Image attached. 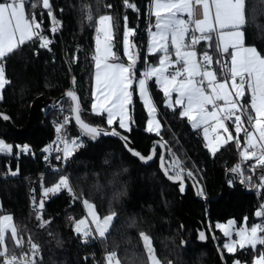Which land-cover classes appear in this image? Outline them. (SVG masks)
<instances>
[{
  "label": "trees",
  "instance_id": "trees-1",
  "mask_svg": "<svg viewBox=\"0 0 264 264\" xmlns=\"http://www.w3.org/2000/svg\"><path fill=\"white\" fill-rule=\"evenodd\" d=\"M127 2L133 4L135 10L127 7L125 0H51L52 10L62 23L60 33H56L51 29L53 16L48 15L43 0H29L35 7L26 5V16L36 17L40 34L51 42L47 47H40V41L34 39L0 61L9 81L0 100V112L8 114L14 125L22 128L28 121L35 98L47 95L56 99L73 90L80 103V114L87 123L126 134L141 155L150 153L155 140L165 143L167 161L176 157L184 169L182 174L191 172L198 179L207 201L199 200L191 187L183 198L179 188L161 173L159 155L153 164L143 166L118 140L82 136L72 117L68 135L82 139L83 146L76 148L65 160L63 169L56 161L46 163L41 149L57 136L54 122L59 120L61 113L55 110L45 114L44 109H39L33 126L25 134L10 131L0 119V139L13 147L11 153H0V214L12 216L25 246H30L29 238L39 246L41 259L37 264H106V256L112 252L117 254L120 264H145L147 253L139 235L141 232L151 238L161 264H214L216 255L219 264H234L235 261L254 264V257L264 251V245L258 244L256 251L244 247L227 252L224 248L226 238L217 229L218 223L229 220H234L238 227L244 222L254 225L264 220L255 215L264 205V187L258 186L255 192H249L231 174L239 164L245 181L254 178L250 166L256 161H244L240 156L245 134L240 136L239 149L235 140L229 141L213 155L201 131L193 129L188 119L179 115L180 109L165 106L164 93L154 80H149V89L162 125L159 135L146 131L148 115L137 92H133L130 105V131H123L118 124L109 126L104 114L97 115L91 110L95 29L100 16L112 17V41L119 62H126L123 37L128 28L134 31L131 39L139 53L136 73L140 74L145 66V57L148 64L158 62V54H147V29L153 20L151 0ZM89 15L92 20L88 19ZM244 32L246 46L264 45V0H248ZM204 51L213 56L212 64L219 73L220 65L215 63L219 54L214 47H208L207 41H201L197 52ZM64 104L71 116V101L67 99ZM25 145L28 150L22 152ZM255 169L262 170L257 174L260 182L264 166ZM170 173L174 175L173 171ZM61 176L69 178L79 199H74L64 188L45 195V190L53 187ZM254 186L255 181L252 188ZM85 199L94 204L100 216L116 213L105 238L90 236L87 243L75 231V223L85 216ZM183 213L203 223L208 244L198 242L196 228ZM38 215L42 220L37 219ZM42 221L48 223L41 226ZM259 234L264 236V232ZM9 236H6L9 252L17 253L20 247H15V242L7 239Z\"/></svg>",
  "mask_w": 264,
  "mask_h": 264
},
{
  "label": "snow or ice",
  "instance_id": "snow-or-ice-1",
  "mask_svg": "<svg viewBox=\"0 0 264 264\" xmlns=\"http://www.w3.org/2000/svg\"><path fill=\"white\" fill-rule=\"evenodd\" d=\"M125 3L127 7L135 10L133 4L128 3L127 0ZM151 4L150 15L155 16L153 25L155 31L149 29L151 41L147 46V52L149 55H160L158 64L148 65L138 80L135 75V67L139 56L138 53L134 55L130 51L131 48H135V45L129 41V37L134 35V31L126 30L123 37L124 54L128 57V64L109 62L113 58L116 61L120 59L115 56L108 45L112 36V17L102 15L96 21L98 26L95 30L98 34H103L105 44L103 53H101L98 35L97 54L93 57L95 91L92 94V112L97 115L107 113L109 126L118 116L119 128L130 131L127 122V107L132 103L133 92L138 91L150 116L156 111L150 99L148 84V81L154 78V82L159 85L165 97L171 99L173 92L177 94L174 104L183 108L179 115L187 117L193 129L214 122L210 125L211 131L217 132L222 129L224 133H227V141L235 139L238 149L240 148V133L243 131L245 146L240 152L242 160L255 159L256 164L250 166V170L253 171L257 166H264V55L258 52L255 47L244 45L248 0H151ZM26 5L35 7V4H30L29 0H0V61H3L18 47L34 39L40 41V47H47L51 42L38 31L40 23L36 22V17L26 16ZM43 7L48 9V15L51 16L49 0H43ZM106 7L110 8L111 5H106ZM184 15L187 16V19L183 18ZM88 19L92 20V16L89 15ZM126 19L127 17H125ZM52 31L54 32L55 28ZM201 41H207L208 47H214L219 54L215 61L220 65L219 73L211 68L213 56L208 51H204L200 54V59H197L196 45ZM225 54L230 57V62L222 60ZM145 63H147V57H145ZM169 69H173V71H169ZM218 75L222 79H218ZM134 81L137 84L136 89H133ZM7 83L9 81L5 78L4 67L0 66V89H3ZM245 88L250 94V101L240 103V100L245 96ZM67 96L75 102L72 111L75 113L74 118L82 136L91 139L100 135L120 136L127 142V137L121 136L115 129L107 132L84 122L76 93L70 90L67 92ZM219 101H223V104H219ZM209 105L211 110H209ZM168 107H173V104L169 102ZM173 110L175 109L173 108ZM242 116L246 117L250 128L243 126ZM2 118L9 119L6 115H3ZM228 120H232L231 126L235 128V138L229 131L230 125L225 123ZM67 123L68 118H65L64 123L56 127V132L61 133ZM154 123L157 135H159V123L152 119L148 121L147 131L154 130ZM203 132L205 140H208L209 127H204ZM216 139L218 142L220 137L217 136ZM61 143L63 148H58L57 151H62V158L65 160L73 155L76 148L83 146V140L79 138L69 140L64 137L61 139ZM206 146L213 155L218 151L217 143L209 141ZM22 150L27 151L28 146L25 145ZM11 151L12 146L0 140V153H11ZM44 151H49V149L46 148ZM130 151L144 162L152 159L151 155L144 157L135 150L130 149ZM169 168L174 171L173 175L169 174L167 168L165 169V175L169 180L181 178L184 169L180 167L178 160L174 158ZM232 171L240 174L243 180L244 173L239 164ZM12 174L16 175L15 172ZM187 174L192 175L191 172ZM258 186L264 187V174L261 175ZM61 188L73 194L74 199H79L73 192L69 178L66 176H61L53 187L47 188L45 195L48 192H58ZM181 191H183L182 187ZM83 204L92 217L95 233L100 238H105L116 213L112 212L101 218L92 203L85 199ZM39 207L41 209L44 207L43 202L39 204ZM255 215L264 217V205H261V209ZM37 219L42 220V217L38 215ZM12 220L11 215L0 216V257L3 258L0 260V264H37L35 259H24V254L18 257L14 251L9 252L6 233L10 232L7 239L14 241L15 247H23L24 244L23 237L18 235V229ZM45 223L48 221H42L41 226ZM232 223L230 221L229 226L218 225L224 231L225 236H230L229 228ZM84 224L85 219L77 221L75 231L82 234L85 238L84 242L87 243L88 237L93 236V232L91 229L82 230L81 226ZM259 232H264V224H254L250 228L244 226L236 232L239 240L225 243L224 248L229 252H234L239 244L240 248L249 246L256 251L258 244L264 245V236H260ZM139 235L147 253L145 264L148 262L161 264L155 255L151 238L143 232ZM200 239H205L203 232L200 233ZM28 243L33 256L37 255L39 246L30 238ZM106 262L107 264H120L115 252L106 256ZM234 264H240V262L235 261ZM254 264H264V251H260L258 256L254 257Z\"/></svg>",
  "mask_w": 264,
  "mask_h": 264
},
{
  "label": "water",
  "instance_id": "water-1",
  "mask_svg": "<svg viewBox=\"0 0 264 264\" xmlns=\"http://www.w3.org/2000/svg\"><path fill=\"white\" fill-rule=\"evenodd\" d=\"M70 91V90H68ZM67 91V92H68ZM73 91V90H71ZM67 92L62 94L60 97L56 98V99H52L50 97H48L47 95H41L37 98L34 99V101L32 102L31 104V107H30V111H29V116H28V121L26 123V125L22 128H18L14 125L11 117L6 114V113H2L0 112V119L4 122V124L7 126V128L14 132V133H18V134H25L27 133L31 127L33 126L34 124V119H35V115L37 113V111L39 109H43L47 106H49L51 103H55L56 106H58L59 104H61L62 102H64L65 100H70L71 99L67 96ZM80 104V103H79ZM71 117H72V121L76 127V129L81 133V130L79 128V125L76 124V121H75V113L72 111V108L75 106V102L71 101ZM3 115H6L9 117V119L7 120H4L2 117ZM82 117V116H81ZM82 120L84 122H86L83 118ZM87 123V122H86ZM89 124V123H88ZM90 126H95V125H92V124H89ZM104 131H107V132H110L112 129H106V128H103V127H100V126H96ZM117 131V130H116ZM121 134V136H124V137H127V142H125V140L121 139L120 136H112V135H100V136H97V137H105V138H109V139H113V140H118L120 141L122 144H123V147L125 149V151L135 160L139 161L141 163V165L143 166H149L151 164H153L156 159L158 158V155H159V158H158V162H159V169L161 171V173L163 174V176L166 178V180L177 186L180 190V193L182 194L183 198L186 196V193L187 191L190 189V187L193 189L196 197L201 200V201H207V198L202 196L199 192V188L197 186V184L188 176L186 175H182L180 179H177V180H169L167 178V176L165 175V169L167 168L166 166V160H167V147L165 145V143H163L162 141H159V140H155L151 146V149H150V153L147 155V156H144V157H148L149 155L152 156V159L151 160H148L147 162H144L142 160L139 159V157L137 156H134L132 154V152L130 151V149L132 150H135L136 152L140 153L134 146L132 140L124 133L120 132V131H117ZM160 152V154H159ZM141 154V153H140ZM163 158V159H161ZM258 173H262V170L261 169H255L254 170V181H255V186L252 190H249V192H255L258 188V177H257V174ZM169 174H171L169 172ZM233 175V178L236 180V173L233 172L231 173ZM236 182L240 185V183L236 180ZM181 187L183 188V191H181ZM184 214V217L189 220L193 225L194 227L196 228V231H197V235H198V242L200 244H208V236H207V232H206V229L203 225V223L195 218H192L190 216H188L186 213H183ZM203 232L205 234V239H200V233ZM214 264H219V256L216 255L215 256V263Z\"/></svg>",
  "mask_w": 264,
  "mask_h": 264
},
{
  "label": "built area",
  "instance_id": "built-area-1",
  "mask_svg": "<svg viewBox=\"0 0 264 264\" xmlns=\"http://www.w3.org/2000/svg\"><path fill=\"white\" fill-rule=\"evenodd\" d=\"M49 3L51 5V0H49ZM52 9L53 8H52V5H51V12H52V16H53V23H52L51 29L55 28L54 32L60 33V30H61V27H62V23H61V21L58 18H56V16H55V14H54ZM149 29L152 30L151 26H149L148 29H147L148 35L150 34L149 33ZM98 35H99V37L101 39L102 38L101 33L100 34L97 33V37H98ZM197 46L198 45H196V51H197ZM200 54H202V53H198V58L199 59H200ZM222 60L225 61V62H230V57L227 56V54H225V56L222 57ZM145 64H147V63H145ZM218 103L220 104V101ZM208 107H209V110H211V106L209 105ZM43 109H44V113L45 114L50 113V112L55 111V110H59L60 111L61 117L59 118V120H57V122H54L57 126L59 124H63L65 118H68V123L64 125V127L61 130V133L57 134V136L49 144H47L45 147H43L41 149V153L44 155V160H45L46 163H51L52 161H56V163H58L60 165V167L63 169V167L65 165V159L62 158L63 157L62 151H57V149L58 148H60V149L63 148V144L61 143V139L62 138L67 137L69 140L76 139V137H70L68 135V133H69L68 124H69V120H70L71 116H70V113L67 111V108H66V105L64 104V102H62L58 106H56L55 103H51L49 106H47V107H45ZM243 118L247 122L246 117L243 116ZM228 121H225V122H228ZM231 125L232 124H230L231 129L233 131H235L234 126H231ZM249 128H250V126H249ZM46 148L49 149V151H44V149H46ZM22 149H21V151L23 152ZM58 157H61V158H58ZM174 158L176 160H178L176 157L170 158L168 161L166 160V166H167V169L169 170V172L173 171L171 168H169V165H171L173 163ZM182 175H186V174H182ZM186 176L190 177L197 184V186L199 188V192L203 196V188H202V185L200 184V182L193 175H191V176L186 175ZM236 180L240 183V185L245 190H252L253 189L252 186H253V183H254V178L245 181V179L243 178V180H242V177L240 176V177H236ZM258 224H264V220H262ZM259 233H261V232H259ZM21 254H24L23 258L26 259V260L35 259L36 262H38L41 259V256H40L39 253L37 255L33 256L31 247L30 246L27 247V246H25V244H23V247H20L19 251L16 253V255L18 257H21ZM92 256H94V255H92Z\"/></svg>",
  "mask_w": 264,
  "mask_h": 264
},
{
  "label": "rangeland",
  "instance_id": "rangeland-1",
  "mask_svg": "<svg viewBox=\"0 0 264 264\" xmlns=\"http://www.w3.org/2000/svg\"><path fill=\"white\" fill-rule=\"evenodd\" d=\"M151 28H152V31H155L154 30V27L153 26H151ZM126 30H132V29H126ZM129 41H130V43L131 44H134V42L132 41V39H131V36L129 37ZM150 41H151V36H150V34H149V40H148V45H149V43H150ZM104 44H105V41H104V37H103V34H102V38L100 39V50H101V53H103V49H104ZM108 45H109V47L112 49V52L115 54V56H117L118 57V55H117V53H116V51L114 50V45H113V41H112V36H111V39L108 41ZM135 45V44H134ZM96 49H97V41H96ZM130 51L135 55V54H137L138 53V50H137V47H136V45H135V48H131L130 49ZM97 54V52L95 53V55ZM147 54H148V52H147ZM125 55V54H124ZM138 56H139V53H138ZM125 59H126V62H123L125 65H127L128 64V57L125 55ZM139 59V58H138ZM109 62H119V61H116L114 58L113 59H111ZM137 62H138V60H137ZM148 65H157V64H154V63H149ZM148 65H147V67H148ZM0 66H2L1 64H0ZM135 69H136V67H135ZM146 69V67H143L141 70H140V74H137L136 73V71H135V75H136V78H137V80L139 79V78H141V73L144 71ZM93 79H94V75H93ZM150 80H154V78H152V79H150ZM148 84H149V81H148ZM6 86V85H5ZM5 86H4V88H5ZM4 88L3 89H0V100L2 99V97H3V90H4ZM137 88V84H136V82L134 81L133 82V89H136ZM137 92V94H138V91H136ZM149 95H150V99L152 98V96H151V93H150V89H149ZM138 96H139V94H138ZM139 98H140V96H139ZM168 98V97H167ZM140 100H141V102L143 103V101H142V99L140 98ZM151 101H152V104L155 106V109H156V111L154 112V113H152V115L150 116L149 115V112H148V109L146 108V106H145V108H146V111H147V115H148V119H147V123H146V131H147V128H148V121H149V119H152V120H154L155 122H158L159 123V129H158V131L160 132L161 131V128H162V125H161V122H160V120H159V118H158V110H157V107H156V105H155V103H154V101H153V99H151ZM169 102H171L172 104H173V97H172V95H171V99H169L168 98V101L165 99V106H166V104L168 103L169 104ZM144 104V103H143ZM167 107V106H166ZM129 109H128V107H127V113H129ZM130 121H131V114H130ZM153 131L152 132H149V131H147V132H149V133H152V134H157V130H156V124L154 123L153 124ZM123 131H125L124 129H122ZM0 140H2V141H4V143L5 144H7V145H10V146H12L10 143H7L5 140H3V139H0ZM245 146V145H244ZM243 146H242V150H243ZM12 149H13V147H12ZM241 150V151H242ZM194 176V175H193ZM195 177V176H194ZM196 178V177H195ZM197 179V178H196ZM198 180V179H197ZM91 203V202H90ZM93 204V203H92ZM84 205V204H83ZM94 205V204H93ZM1 201H0V209H1ZM84 209H85V216H84V218H82V219H85V224L84 225H82L81 226V228H82V230H87V229H91L92 230V232H93V236H97V237H99L98 236V234H96L95 233V225L92 223V217H91V215L89 214V210L87 209V208H85V206H84ZM95 211H96V209H95ZM96 213H97V211H96ZM98 214V213H97ZM4 215H10V214H0V216H4ZM99 215V214H98ZM100 216V215H99ZM101 218H103L104 216H100ZM233 222L232 223V225L230 226V228H229V231H230V236H225L224 235V231L220 228V227H218V225H223V226H229V222ZM12 222H13V220H12ZM112 225V224H111ZM244 226H247L248 228H250L252 225H249L247 222H244L240 227H238L237 225H236V222L234 221V220H229V221H227V222H221V223H218L217 224V229L218 230H220L221 231V233L224 235V237L226 238L225 239V241H224V244L225 243H228V242H231V241H236V240H239V237L236 235V232L240 229V228H242V227H244ZM110 228H111V226H110ZM110 228H109V230H110ZM109 232V231H108ZM77 233V232H76ZM78 234V233H77ZM107 234V233H106ZM7 235H10V232L9 233H6V236ZM82 235V234H81ZM83 236V235H82ZM100 238V237H99ZM239 247V244H237V246H236V249ZM246 247H248V246H246ZM154 248V247H153ZM227 250V249H226ZM236 251V250H235ZM234 251V252H235ZM155 252V251H154ZM227 252H229L228 250H227ZM230 253H232V252H230ZM156 255V254H155ZM157 257V256H156Z\"/></svg>",
  "mask_w": 264,
  "mask_h": 264
},
{
  "label": "crops",
  "instance_id": "crops-1",
  "mask_svg": "<svg viewBox=\"0 0 264 264\" xmlns=\"http://www.w3.org/2000/svg\"><path fill=\"white\" fill-rule=\"evenodd\" d=\"M151 9H152V7H151ZM153 17V20H152V26L154 25V22H155V16H152ZM183 18H185V19H187V16L186 15H184V17ZM155 30V29H154ZM39 31V30H38ZM101 35H102V33H101ZM197 35H199V33H197ZM149 40V39H148ZM30 42V41H29ZM28 43V42H27ZM245 45V44H244ZM246 46V45H245ZM246 47H255L256 49H257V51L258 52H260L262 55H264V45H260V46H246ZM230 51H231V49H230ZM158 55H160V54H158ZM173 59H175V57L173 56ZM197 59L199 60V58H198V56H197ZM139 64V59H138V62H137V64H136V66ZM156 64H158V62L156 63ZM147 65H148V63L147 64H145V66L144 67H146L147 68ZM211 68L214 70V71H216L217 73H218V71H217V69L214 67V65L212 64L211 65ZM95 71V70H94ZM169 71H173V69H169ZM218 79H222V77H219V75H218ZM158 85V84H157ZM158 87H159V85H158ZM159 89H160V87H159ZM95 91V80L93 79V92ZM131 91V90H130ZM97 95H99V93H97ZM165 96V95H164ZM176 96H177V94L175 93V92H173L172 93V97H173V107H169V108H179L180 109V112L183 110V108H182V106H176L175 104H174V101H175V99H176ZM152 99V98H151ZM165 99L168 101V98L167 97H165ZM244 101H250V94L248 93V91H247V88H245V96H244V98H242ZM241 99V100H242ZM220 104H223V101H220ZM131 105V104H130ZM130 105H128V109L130 110ZM166 106L168 107V103L166 104ZM249 111H251V109H249ZM237 114H239V113H237ZM253 115H254V113H252ZM104 115L106 116V119H107V113H104ZM187 118V117H186ZM233 119H234V117H233ZM242 120H243V117H242ZM244 121V120H243ZM127 122H128V124H129V127H131V121H130V111H129V113H127ZM231 122V123H230ZM212 123H214V122H210V124L209 125H202L200 128H198V130H200L201 131V133H202V135H203V137H204V132H203V128L204 127H209V137H208V140H205V138H204V140H205V142H206V144H208V142L209 141H212V142H214V143H217L218 144V149L221 147V146H223L224 144H226L227 142H229V141H227V133H224L223 132V130L222 129H219L217 132H212L211 131V127H210V125L212 124ZM227 125H230V124H232V120H229L228 122H225ZM114 124H118V126H119V117L117 116L115 119H114V121H113V124L111 125V126H113ZM244 127H245V123H244V125H243ZM246 128V127H245ZM229 131L231 132V134L233 135V137L235 138V136H236V133H235V131H233L232 129H231V127H229ZM160 133V132H159ZM242 134H244V132L242 131L241 133H240V136L242 135ZM217 136H219L220 137V139H219V141L217 142ZM235 139H233L232 141H234ZM227 141V142H226ZM243 147H244V142H243ZM260 235V234H259ZM249 247V246H248ZM238 248H240V247H238ZM107 264V263H106ZM241 264V263H240Z\"/></svg>",
  "mask_w": 264,
  "mask_h": 264
}]
</instances>
